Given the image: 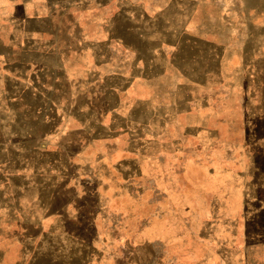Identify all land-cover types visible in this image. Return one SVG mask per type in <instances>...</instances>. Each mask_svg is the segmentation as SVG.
<instances>
[{
    "label": "rangeland",
    "instance_id": "374dc122",
    "mask_svg": "<svg viewBox=\"0 0 264 264\" xmlns=\"http://www.w3.org/2000/svg\"><path fill=\"white\" fill-rule=\"evenodd\" d=\"M67 1L0 64V264H264V0Z\"/></svg>",
    "mask_w": 264,
    "mask_h": 264
},
{
    "label": "crops",
    "instance_id": "0c3cea01",
    "mask_svg": "<svg viewBox=\"0 0 264 264\" xmlns=\"http://www.w3.org/2000/svg\"><path fill=\"white\" fill-rule=\"evenodd\" d=\"M50 1L46 0L45 3L42 0H0V64L3 65V70L10 72L5 77L7 81H14L17 85L22 84L21 79L28 75L26 71L38 64L41 59L46 61L40 66L45 65L48 57L56 54L54 51L56 46L42 42L43 36L46 35L42 26L45 27L50 21V5L54 4ZM72 1H67L66 6H70ZM37 4L42 5L39 11ZM18 7L23 13L19 17H14ZM29 23H37L41 28L37 31L30 30L28 29ZM15 71L19 73L15 74ZM10 75L20 76L21 79ZM0 77L4 76L1 74Z\"/></svg>",
    "mask_w": 264,
    "mask_h": 264
}]
</instances>
